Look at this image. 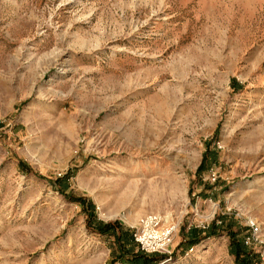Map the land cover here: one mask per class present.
I'll return each mask as SVG.
<instances>
[{
  "label": "rangeland",
  "instance_id": "1",
  "mask_svg": "<svg viewBox=\"0 0 264 264\" xmlns=\"http://www.w3.org/2000/svg\"><path fill=\"white\" fill-rule=\"evenodd\" d=\"M229 230L264 264V0H0V264H235Z\"/></svg>",
  "mask_w": 264,
  "mask_h": 264
},
{
  "label": "built area",
  "instance_id": "2",
  "mask_svg": "<svg viewBox=\"0 0 264 264\" xmlns=\"http://www.w3.org/2000/svg\"><path fill=\"white\" fill-rule=\"evenodd\" d=\"M248 226L252 231L246 237V243H248L247 240L253 238L258 230L257 224L253 221H250ZM175 231L176 225L174 223L164 224L159 214L149 213L141 219L139 229L135 231L133 236L141 251L154 253L168 251L167 247L171 243Z\"/></svg>",
  "mask_w": 264,
  "mask_h": 264
},
{
  "label": "trees",
  "instance_id": "3",
  "mask_svg": "<svg viewBox=\"0 0 264 264\" xmlns=\"http://www.w3.org/2000/svg\"><path fill=\"white\" fill-rule=\"evenodd\" d=\"M84 204H86L88 209H92V205L86 201L83 202ZM97 225H99V223H97ZM114 224H106L104 225V227H102L101 232H108V231H112L114 230ZM216 234V232L214 231V226H211L209 228V230L207 232L204 233L203 237H208L210 235ZM228 236L230 239L229 242V251L232 255H234L235 259V264H261L260 261V255L258 253H256L254 250H252L251 248H249L245 242L243 238H238L237 234L234 233L232 230L228 231ZM121 235H118L117 240L120 244V247H124L127 248L126 250H130L128 249V246L126 245V242L124 244V242L121 241ZM200 238L195 237L193 239H189L191 240L190 242L192 244L197 243L198 240ZM128 240V239H127ZM131 240V239H130ZM127 252L122 253L121 255H123L124 257H126L125 255H127ZM128 263L130 264H155L156 263V258L155 257H149V256H145L144 254L140 252H138L137 254H135L134 256H132L130 259H126Z\"/></svg>",
  "mask_w": 264,
  "mask_h": 264
},
{
  "label": "bare ground",
  "instance_id": "4",
  "mask_svg": "<svg viewBox=\"0 0 264 264\" xmlns=\"http://www.w3.org/2000/svg\"><path fill=\"white\" fill-rule=\"evenodd\" d=\"M168 217H165V219L167 220Z\"/></svg>",
  "mask_w": 264,
  "mask_h": 264
}]
</instances>
